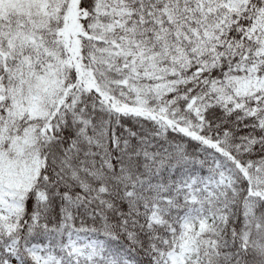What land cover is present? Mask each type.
Masks as SVG:
<instances>
[{
    "label": "snow or ice",
    "instance_id": "1",
    "mask_svg": "<svg viewBox=\"0 0 264 264\" xmlns=\"http://www.w3.org/2000/svg\"><path fill=\"white\" fill-rule=\"evenodd\" d=\"M0 264H264V0H0Z\"/></svg>",
    "mask_w": 264,
    "mask_h": 264
}]
</instances>
